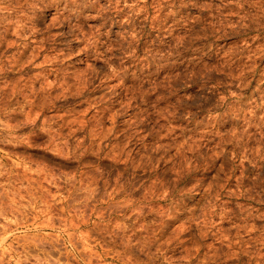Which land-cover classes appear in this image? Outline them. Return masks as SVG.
Returning <instances> with one entry per match:
<instances>
[{"label":"clouds","instance_id":"obj_1","mask_svg":"<svg viewBox=\"0 0 264 264\" xmlns=\"http://www.w3.org/2000/svg\"><path fill=\"white\" fill-rule=\"evenodd\" d=\"M0 264H264V0H0Z\"/></svg>","mask_w":264,"mask_h":264}]
</instances>
